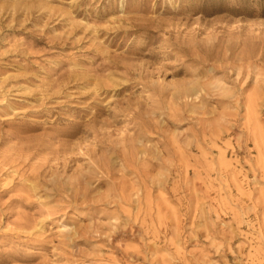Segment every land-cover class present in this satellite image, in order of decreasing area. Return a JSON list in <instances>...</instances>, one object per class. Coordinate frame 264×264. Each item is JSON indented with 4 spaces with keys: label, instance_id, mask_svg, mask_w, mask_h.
I'll list each match as a JSON object with an SVG mask.
<instances>
[{
    "label": "rangeland",
    "instance_id": "rangeland-1",
    "mask_svg": "<svg viewBox=\"0 0 264 264\" xmlns=\"http://www.w3.org/2000/svg\"><path fill=\"white\" fill-rule=\"evenodd\" d=\"M0 264H264V0H0Z\"/></svg>",
    "mask_w": 264,
    "mask_h": 264
}]
</instances>
